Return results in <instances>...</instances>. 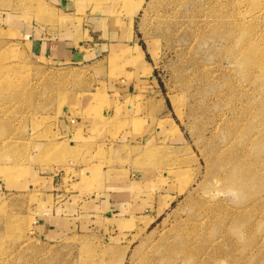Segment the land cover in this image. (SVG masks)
Here are the masks:
<instances>
[{"label": "rangeland", "instance_id": "obj_1", "mask_svg": "<svg viewBox=\"0 0 264 264\" xmlns=\"http://www.w3.org/2000/svg\"><path fill=\"white\" fill-rule=\"evenodd\" d=\"M72 1L0 0V264H264V0H145L132 20L139 0ZM77 31L105 61L34 44ZM141 76L145 97L109 96ZM109 107L131 121L98 134H145L116 160L127 171L61 131ZM126 190L113 210L104 193Z\"/></svg>", "mask_w": 264, "mask_h": 264}, {"label": "crops", "instance_id": "obj_2", "mask_svg": "<svg viewBox=\"0 0 264 264\" xmlns=\"http://www.w3.org/2000/svg\"><path fill=\"white\" fill-rule=\"evenodd\" d=\"M56 2L60 7H65V9L69 11L76 12L78 10V7H76L77 6L76 3L73 2L72 0H56ZM91 9L92 8L88 6L86 10H91ZM129 19H130V16H129ZM94 26L95 25H88L89 28H93ZM79 34H80V31H77L74 33H69L67 35L64 34L63 37H59L58 39L47 38V39H42V41H35L34 44L38 46V51L40 53H43V52L46 54L50 53L51 58L55 62L61 65H69L73 63H84V62H89L91 60L100 58L99 56L102 55L101 54L102 51L101 52L99 50L96 51L94 50V48H89V47L85 48V45L90 44L89 42L90 39L88 37L83 40H76ZM88 36L91 37V34L88 33ZM106 44H108L107 41H103L101 45H98V48L99 46L103 48V46ZM82 48H85V49H82ZM107 56L106 57L102 56V59L101 58L100 59L105 61ZM132 58L145 59L147 61L145 51L140 44L138 45V49L137 51H135V54L134 53L132 54ZM142 77L143 76L139 77L138 80L134 78L135 80L132 82L133 85H131L132 84L131 83L130 86L126 88L125 86L119 83L113 82L111 90H110L111 93H108L109 96H113L116 94V97L118 98V100H120L119 105H122L124 101L123 100L124 97L127 96V98H129L130 95L133 97V96L139 95V92L143 93V91H141L140 88L145 86L146 80H144V78ZM137 82L139 85L138 88L136 87ZM143 95L145 97L144 93ZM146 99L149 100L150 97L146 96ZM87 104L88 103L86 101L77 100L75 102L76 111L81 112L83 107L86 106ZM131 109H132V105L131 104L127 105L124 110V113L126 112V110L130 111ZM69 110H70V107H69ZM106 112H107V116L104 118L103 122H96L89 118L83 119L82 117H79V116L76 117V119L73 120L71 123H69L68 121H66V119H64L63 121H61V125H62L61 131L66 134L69 132L75 133L77 131L79 132V134L83 135L78 141L79 144H90L91 145L90 151L86 150L84 152V155L93 156L97 154L98 148L104 149L106 151V154L111 155V158H113L114 160L112 164V168L116 170H126L127 171L128 170L127 164H124V163L121 164V162L119 161L117 162L116 160H119L118 159L119 157L124 158V155H125L124 149L126 146H128L127 148H132V147H135L136 143H140V144L143 143L145 134L143 136L136 137L133 133H130L126 129H123L122 132L119 133L115 139L111 138V136L107 133L98 134L97 131L99 129L101 130V126H99L100 128L97 130L96 125H98L99 123L110 124V120L112 119H116L121 124L129 123L131 121V116L125 115L124 113H121L120 116L117 118L113 117L112 116V113L114 112L113 107H109ZM122 114L124 116H122ZM132 180L125 179L121 183H116L114 185H108V187L111 188L112 186L113 187L115 186V187H119V188L122 187V188L127 189L129 183L134 184L135 181H132ZM104 194L108 195V197H106V200L108 202H111V200L113 199H115V201L118 202L120 207L114 206L113 210L119 211V209L122 210L123 204L127 205V208H129V205H132V198L134 195V191L126 190L125 192H122V194L119 195L117 198L113 193L107 194V192H105Z\"/></svg>", "mask_w": 264, "mask_h": 264}, {"label": "bare ground", "instance_id": "obj_3", "mask_svg": "<svg viewBox=\"0 0 264 264\" xmlns=\"http://www.w3.org/2000/svg\"><path fill=\"white\" fill-rule=\"evenodd\" d=\"M130 1V0H129ZM177 1V0H176ZM144 2H145V0H139L138 2H137V4H134L133 6H131V8H130V11L132 12V16L130 17V19L132 20L133 19V15H135L137 12H138V10L143 6V4H144ZM174 2H175V0H174ZM170 3H173V0H171V2H170V0H163V7L165 8V9H167V10H170ZM178 7H179V5H178ZM175 8V7H174ZM171 11V10H170ZM176 11V10H175ZM174 11V12H175ZM167 16V15H166ZM167 19V18H166ZM164 20V19H163ZM168 20V19H167ZM169 20H171V19H169ZM165 21V20H164ZM171 22V21H170ZM235 23V22H234ZM166 24V23H165ZM243 24L244 23H238L237 22V24L235 25V27L238 25V27L240 26L241 28H242V26H243ZM237 27V28H238ZM244 27V26H243ZM237 28H236V30H237ZM233 29V28H232ZM232 29H230V30H232ZM233 31H234V29H233ZM245 39V38H244ZM243 43L245 42V40L244 41H242ZM246 44V43H245ZM245 44H243V46H242V48L240 47V52H242L243 51V53L246 51V49H245V47H244V45ZM244 55H245V59H246V61L248 62V63H250L251 61H253V59L254 58H259V54L258 53H254V52H250V53H244ZM3 79V78H2ZM126 253V252H125ZM104 257V256H103ZM146 259H148L147 261H145L144 262V264H152V262H151V258H148L147 256L145 257ZM151 259V260H150ZM150 260V261H149ZM153 261V260H152Z\"/></svg>", "mask_w": 264, "mask_h": 264}]
</instances>
